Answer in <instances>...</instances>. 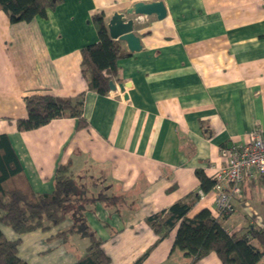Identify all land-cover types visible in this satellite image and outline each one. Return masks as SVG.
I'll use <instances>...</instances> for the list:
<instances>
[{
    "label": "crops",
    "instance_id": "obj_1",
    "mask_svg": "<svg viewBox=\"0 0 264 264\" xmlns=\"http://www.w3.org/2000/svg\"><path fill=\"white\" fill-rule=\"evenodd\" d=\"M155 1L167 8L164 20L127 18L142 50L119 61L114 82L129 86L105 95L88 90L81 50L98 41L92 15L103 12L108 25L115 13ZM83 93L86 127L64 117L17 131L25 97ZM257 130L264 135V0H63L45 18L15 24L0 11V134L10 137L36 192H51L57 167L70 164L93 189L124 196L118 207L98 202L86 212L111 264H134L148 251L141 264H193L174 248L177 228L154 246L158 236L146 218L200 195L196 171L214 179L225 164L222 148L247 144ZM204 194L191 217L208 209L230 234L264 226V174L245 178L225 217L216 194ZM73 218L22 236L1 228L8 239L21 238L19 256L28 264H74L88 243L73 235L74 251L56 237ZM196 264L222 263L211 253Z\"/></svg>",
    "mask_w": 264,
    "mask_h": 264
},
{
    "label": "trees",
    "instance_id": "obj_2",
    "mask_svg": "<svg viewBox=\"0 0 264 264\" xmlns=\"http://www.w3.org/2000/svg\"><path fill=\"white\" fill-rule=\"evenodd\" d=\"M63 0H0V11L9 17L11 23L31 22L37 17L45 18ZM98 41L82 48L81 73L90 91L107 94L110 82L119 74V61L131 56L121 41L109 35L103 12L92 15ZM85 94L76 98L51 95L25 97L27 117L16 121L17 131L26 132L43 127L53 120L74 118L77 128L87 126L84 117ZM203 193L210 192L216 181L196 171ZM87 176H76L70 164L60 165L55 171L54 188L49 193H38L24 174L19 157L10 137L0 134V264H28L19 256L21 238L10 240L1 225L9 227L19 236L36 230L49 231L62 224L73 212V224L59 232L56 237L67 242L73 235L88 241L86 253L74 264H111L103 249V240L87 221L88 206L98 202L118 207L124 196L99 191L91 192L97 185L89 182ZM88 182L90 183L88 185ZM199 194L176 201L170 208L146 218L149 228L158 236L154 246L167 238L177 228L174 248L198 263L215 253L222 264H259L264 257V226L249 225L241 231L230 234L220 218L210 210L203 209L195 216L189 214L197 204ZM227 216V215H225ZM223 216V217H225ZM153 246V247H154ZM149 251L134 264H141Z\"/></svg>",
    "mask_w": 264,
    "mask_h": 264
},
{
    "label": "built area",
    "instance_id": "obj_3",
    "mask_svg": "<svg viewBox=\"0 0 264 264\" xmlns=\"http://www.w3.org/2000/svg\"><path fill=\"white\" fill-rule=\"evenodd\" d=\"M224 166L217 170L216 183L211 190L216 194L220 217L233 213V200L241 195L245 178L264 174V135L257 130L251 140L236 149L222 148ZM205 196L200 193V198Z\"/></svg>",
    "mask_w": 264,
    "mask_h": 264
},
{
    "label": "water",
    "instance_id": "obj_4",
    "mask_svg": "<svg viewBox=\"0 0 264 264\" xmlns=\"http://www.w3.org/2000/svg\"><path fill=\"white\" fill-rule=\"evenodd\" d=\"M151 16L155 15L158 20L167 17V8L163 1L150 3L137 2L126 12L115 13L108 24L109 35L114 40L126 43L130 53H137L142 50L141 39L134 32V20L127 19L128 16ZM129 84L120 83L118 86L114 81L110 82V90L116 91L119 87L122 92ZM127 98V96H125Z\"/></svg>",
    "mask_w": 264,
    "mask_h": 264
},
{
    "label": "rangeland",
    "instance_id": "obj_5",
    "mask_svg": "<svg viewBox=\"0 0 264 264\" xmlns=\"http://www.w3.org/2000/svg\"><path fill=\"white\" fill-rule=\"evenodd\" d=\"M90 183L92 182V181H89ZM88 182V185L90 184ZM97 182V181H96ZM94 192H95V194L99 191V190H96V189H93V188H91ZM75 209H72L71 210V212H70V214L68 215V216H73L74 214H73V212H75L74 211ZM82 240V239H81ZM83 243L84 242H86V244L88 243V241L86 240V239H84V241H82ZM75 243V244H74ZM66 246H67V248L69 249V248H71V249H73L74 251H78V247L76 246V241H70V242H67V244H66ZM82 250V249H81ZM259 264H264V257L262 258V260H261V262L259 263Z\"/></svg>",
    "mask_w": 264,
    "mask_h": 264
}]
</instances>
